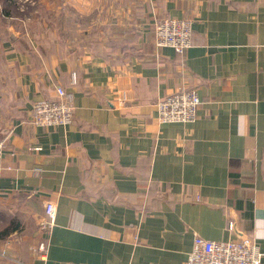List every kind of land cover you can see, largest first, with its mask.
<instances>
[{"label": "crops", "instance_id": "crops-1", "mask_svg": "<svg viewBox=\"0 0 264 264\" xmlns=\"http://www.w3.org/2000/svg\"><path fill=\"white\" fill-rule=\"evenodd\" d=\"M90 2L84 34L0 40V264H185L196 236L250 238L264 264V0ZM168 16L192 20L183 53L154 42ZM58 86L73 122L34 124ZM184 89L197 119L161 122Z\"/></svg>", "mask_w": 264, "mask_h": 264}, {"label": "built area", "instance_id": "built-area-1", "mask_svg": "<svg viewBox=\"0 0 264 264\" xmlns=\"http://www.w3.org/2000/svg\"><path fill=\"white\" fill-rule=\"evenodd\" d=\"M154 42L158 47H172L183 53L192 45V20L163 17L154 24ZM76 83V75H73ZM55 98L43 99L34 104L32 122L42 127L68 126L73 122V110L66 100V91L58 86ZM202 100L196 89H184L162 98L157 103L161 122H194ZM7 148L6 140H0V159ZM46 217L42 228L48 231L55 222L56 204L45 203ZM263 253L250 238L210 240L196 236L185 264H261Z\"/></svg>", "mask_w": 264, "mask_h": 264}, {"label": "rangeland", "instance_id": "rangeland-1", "mask_svg": "<svg viewBox=\"0 0 264 264\" xmlns=\"http://www.w3.org/2000/svg\"><path fill=\"white\" fill-rule=\"evenodd\" d=\"M90 1L94 0H0L1 39L7 35V27L62 41L73 34H84L73 29V24H87L95 17L89 13ZM78 10V12H77ZM8 12V13H7ZM101 21L105 17L101 15ZM100 22V21H99ZM87 33V32H85Z\"/></svg>", "mask_w": 264, "mask_h": 264}, {"label": "water", "instance_id": "water-1", "mask_svg": "<svg viewBox=\"0 0 264 264\" xmlns=\"http://www.w3.org/2000/svg\"><path fill=\"white\" fill-rule=\"evenodd\" d=\"M8 33H9V36H13L14 35V32L11 29V27L8 28ZM9 132H10V130H9ZM7 135H8V131L1 133L0 134V140H4Z\"/></svg>", "mask_w": 264, "mask_h": 264}, {"label": "trees", "instance_id": "trees-1", "mask_svg": "<svg viewBox=\"0 0 264 264\" xmlns=\"http://www.w3.org/2000/svg\"><path fill=\"white\" fill-rule=\"evenodd\" d=\"M8 13V12H7ZM8 28H9V26L7 27V35H8ZM7 35H6V37H7ZM6 37H3L2 39H1V32H0V40H3L4 38H6Z\"/></svg>", "mask_w": 264, "mask_h": 264}]
</instances>
